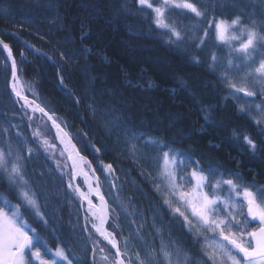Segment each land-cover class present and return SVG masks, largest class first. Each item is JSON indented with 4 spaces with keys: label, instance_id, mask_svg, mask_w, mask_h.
<instances>
[{
    "label": "snow or ice",
    "instance_id": "6c2138e0",
    "mask_svg": "<svg viewBox=\"0 0 264 264\" xmlns=\"http://www.w3.org/2000/svg\"><path fill=\"white\" fill-rule=\"evenodd\" d=\"M58 3L59 0H37L43 18L60 29L66 25L57 12ZM132 3L135 13L128 6V0H121L114 18L119 19L121 12L126 15L143 14L142 18L148 21L150 29L163 32L168 37L164 44L169 48L179 51L185 41H190L198 52H202L209 41L216 49L222 50L226 46L227 52L223 57L215 50L208 52L209 71L215 73L222 64L225 68L217 75L216 83L223 84L233 98L241 93L247 98L260 97L256 108L264 111V11L257 13L255 9L249 11L246 8L226 10L219 0L209 4L202 3V0H132ZM105 7L100 3L93 5L91 0H82L81 3L86 16L89 8L100 15ZM172 13L203 21V25H193L198 32L189 36L178 21H170ZM14 23L20 25V30L25 27L22 21ZM34 31L39 33V29ZM236 32L240 35H234ZM89 34L90 31H85L82 25L81 39H86ZM129 35L139 37L141 33L130 29ZM233 41L238 42V46ZM29 47L57 65L56 80L61 93L77 106L84 104L106 135L117 136V154L141 167L138 175L149 184L151 195L132 179L129 170L118 169L115 160L105 163L100 159L110 149L98 133H94L95 142L89 139L88 132L81 131L74 136L67 130L70 127L68 122L56 114L39 91H33L30 96L17 87L16 82L23 69L13 55L12 46L0 39V49L7 54L4 60L11 61L9 87L15 103L22 110V122L28 128L36 125L30 137L16 131L19 153L15 155V163L10 170L7 167L0 169L6 174L10 186L16 189V198L20 201L12 204L5 199L0 205V264H73L68 245L62 238L55 237L58 246L53 249L20 212L22 206L30 208L35 220L44 225L49 223V214L42 211L47 204L41 199L45 173L36 169L31 173L27 171L33 156L41 154L51 162L49 173L55 172L59 176L66 204H77L76 221L70 220L69 223L74 229L79 228L88 242L91 253L88 264H174L173 257L177 255L178 247L173 239V228L186 232L196 243L201 237L209 239L206 234H212L211 238L217 243L212 251L204 252V264H264V185L247 181L239 172L222 170V165L205 167L201 162L205 154L201 153L200 158H196L194 150L175 147L177 141L168 135V128L157 127L153 133L137 127L132 115H126L127 109L117 106L118 103H127L114 99L121 93L112 88L95 93V81L100 76L93 75L88 68L87 57L91 55V47L77 49L73 46L63 50L58 46L55 59L35 45ZM184 51L188 50L185 48ZM19 55L24 56V52L20 51ZM78 59H83L84 63L77 64ZM189 59L193 67L204 64L200 56L192 55ZM236 60L241 63H236ZM74 67L86 78L91 90L87 100L83 95H75L65 83L72 76ZM241 72H244L243 76ZM127 83L134 89L141 87L140 81L128 80ZM144 84L149 89L156 86L151 80H144ZM180 86L187 87L182 80ZM29 87L38 89L39 84ZM238 111L248 116L244 107ZM168 115L174 124L177 118L171 113ZM249 118L258 129L259 142L257 137L243 131H233L232 138L255 156L264 152V119ZM203 119L207 126H216L211 115ZM10 127L18 129L19 125ZM0 131L9 134L8 128ZM76 136L82 138L83 150H91L88 156L77 147L81 140ZM29 139L34 146L29 145ZM5 143L7 153L0 145V160H4L6 154L13 156L11 144ZM149 169H154L155 174ZM118 171L138 195H125L126 183L121 182ZM26 175L31 179H26ZM214 175L218 178L213 179ZM225 188L228 191L226 198L219 194ZM141 198L148 200L150 217L138 206ZM161 209L168 214L167 221ZM126 230L128 236H124ZM56 231V228L52 229L54 236Z\"/></svg>",
    "mask_w": 264,
    "mask_h": 264
},
{
    "label": "trees",
    "instance_id": "16d2710c",
    "mask_svg": "<svg viewBox=\"0 0 264 264\" xmlns=\"http://www.w3.org/2000/svg\"><path fill=\"white\" fill-rule=\"evenodd\" d=\"M91 2L93 5L100 3L106 7L100 15H97L93 8H89L87 9L89 15L86 16L81 10L82 0H59L57 12L66 27L57 29L43 18L37 0H0V36L14 49L17 63L23 69L19 75L26 93L31 96L33 91H39L40 95L49 101V106L56 110V114L68 122L70 127L67 130L74 136L81 131L88 132L89 139L95 142L94 133H98L100 139L110 149L101 155L100 159L105 163L115 160L118 169L129 170L132 179L139 183L145 192H149V184L138 175L141 167L117 154V136L106 135L99 122L86 111L84 104L77 106L72 99L61 93L56 80L57 65L46 56L36 53L29 45H35L54 59L58 46L63 50H69L73 46L77 49L91 47V55L87 57L88 68L93 75L100 76V79L95 81V93L98 94L108 88L121 93L114 99L127 103H118L117 106L127 109L126 115H132L133 123L137 127L153 133L157 127L168 128V135L177 141L175 147L194 150L196 158H200L201 153L205 154L201 161L205 167L209 164L222 165V170L239 172L247 181L264 185V152H258L253 156L241 142L232 138L233 131H243L257 137L258 129L253 126L249 117L264 119V111L255 110L248 105L254 99L245 102L239 97L233 98L229 96L223 84L216 83L217 75L225 71L223 64L217 67L215 73L209 71L207 67L210 49L217 51L222 57L227 49L225 47L222 50L216 49L213 42L209 41L207 47L198 52L190 41H185L180 45L179 51L174 50L164 44L168 37L163 32L150 29L148 21L142 18L143 14L126 15L121 12L119 19H115L114 13L121 0ZM213 2L215 0H202L204 4ZM219 2L226 10L239 11L246 8L249 11L255 9L257 13L264 11V3H261V0ZM128 6L135 13L132 0H128ZM169 19L178 21L189 36L198 32L193 25H203V21L177 13H172ZM15 21L24 22L25 27L20 30V25L14 23ZM82 25L85 31H90L86 39H81ZM34 29H39V33ZM130 29L140 32L141 35L139 37L129 35ZM185 48L187 52L184 51ZM20 51L24 52V56L19 55ZM192 55L200 56L204 61L203 66L193 67L189 59ZM5 56L4 51L0 49V128H8L9 134L3 133L0 137L5 135L6 139L16 144L19 149L16 131L30 137L34 127L28 128L22 122V110L15 103V97L9 88L10 63L4 60ZM76 63L83 64L84 60L78 59ZM128 80L140 81L141 87L132 88L127 83ZM144 80L154 81L156 86L149 89ZM181 80L187 87L180 86ZM36 83L39 84V88L30 89L29 86ZM65 83L75 95H83L86 100L91 93L86 78L75 67L72 76ZM259 100L255 98L258 103ZM240 107L248 110V116L238 111ZM169 113L177 118L174 124ZM207 115H211L216 126L205 124L203 117ZM10 125H19V128H11ZM76 139L81 140L77 145L82 149V153L88 156L91 150H83L82 138L76 136ZM257 140L259 142V137ZM29 145L34 146L31 145L30 139ZM50 167L51 162L46 161L43 154L33 156L27 165L29 173L32 169L45 173L44 182L41 184L43 192L41 199L47 204V208H42V211L49 214V223L44 225L29 213H26L27 219L33 223L50 247L58 246L55 237L62 238L68 245L71 253L69 258L73 264H88L91 259L88 242L79 228L74 229L69 223L70 220L73 223L76 221L77 204L73 203L71 206L66 204L59 176L55 172L49 173ZM149 170L155 174L154 169ZM117 175L121 176V182L126 183L125 195H138L132 184L124 180L122 173L118 171ZM26 178L31 179L28 175ZM216 178L218 176L214 175L213 179ZM138 206L146 210V215L151 216V212H147L148 200L141 198ZM160 211L167 221L168 214L163 209ZM53 228L57 229L55 236L52 233ZM172 235L178 247V253L173 257L174 264H204L205 249L200 239L199 243H196L190 235L180 232L178 228L172 229ZM124 236H128L127 230ZM59 246L63 247V244Z\"/></svg>",
    "mask_w": 264,
    "mask_h": 264
},
{
    "label": "rangeland",
    "instance_id": "374dc122",
    "mask_svg": "<svg viewBox=\"0 0 264 264\" xmlns=\"http://www.w3.org/2000/svg\"><path fill=\"white\" fill-rule=\"evenodd\" d=\"M234 35H237L239 36L240 33L239 32H236L234 33ZM7 42V41H6ZM233 43L236 44V46H238V42L236 41H233ZM225 49H227V47L225 46ZM14 50V49H13ZM15 53V52H14ZM16 57V56H15ZM17 60V59H16ZM236 63H241L240 60H236L235 61ZM10 63V62H9ZM245 71H247V69H245ZM234 75V74H233ZM241 76L244 75V72H241L240 73ZM20 76V75H19ZM11 77V76H10ZM236 79H239V77H236ZM10 84V82H9ZM21 85L23 87L24 90L25 89V86L21 80ZM10 88V87H9ZM238 97L241 98L242 101H245V102H249L251 99L253 98H247V97H244V95L241 93V94H238ZM258 99H260V97H256ZM260 101V100H259ZM260 103H258L257 101H255V99L250 102L248 105L250 107H252L253 109L257 110L256 108V105H258ZM33 127L35 128L36 125L33 124ZM0 129H3V128H0ZM44 129H42L43 131ZM0 134H3L2 131H0ZM5 142H8L11 144V149H12V152H13V156L12 157H8L7 154L5 156V159L4 160H0V169H3L5 167H7L9 170L11 168V165L13 163H15V155L19 153V149L18 147L16 146V144L14 143H11L12 141L6 139V136L3 135L0 137V145H3L5 147V150H6V153H7V144ZM83 154V153H82ZM84 155V154H83ZM26 178V177H25ZM27 179V178H26ZM221 196L223 197H227L228 196V191H227V188H225L221 193H219ZM7 199V200H10L12 204H17V203H20V201L16 198V189L14 187H11L8 180H7V176L5 173H3L2 171H0V205L3 204V201ZM20 212L22 213V215L24 216V218L28 221V224L32 227V228H35L33 223L31 221H29L27 219V216H26V213H29L31 214L32 210L30 208H26V207H21L20 209ZM36 229V228H35ZM31 234V233H30ZM209 239L205 240L204 237H201L200 240L202 241L203 243V246H204V249L205 251H212L213 248L215 247L217 241L216 240H213L211 238V233H208L206 234ZM41 237V236H40ZM42 238V237H41ZM55 249V248H53ZM217 251H220V249H216ZM204 251V252H205ZM50 258V257H48Z\"/></svg>",
    "mask_w": 264,
    "mask_h": 264
},
{
    "label": "water",
    "instance_id": "95a60500",
    "mask_svg": "<svg viewBox=\"0 0 264 264\" xmlns=\"http://www.w3.org/2000/svg\"><path fill=\"white\" fill-rule=\"evenodd\" d=\"M0 39H2L4 42H6L1 36H0ZM6 43H8V42H6ZM10 44V43H9ZM11 45V44H10ZM12 51H13V55L15 56V53H14V50H13V48H12ZM5 53V55H7L6 54V52H4ZM15 59H16V57H15ZM10 63H11V61L10 60H8ZM10 82H11V77H10ZM17 87L19 88V89H21L22 91H25L24 89H23V87H22V85H21V80H20V77L18 78V80H17ZM11 90V89H10ZM27 94V93H26ZM14 95V94H13ZM75 142V141H74ZM77 147H78V145H77Z\"/></svg>",
    "mask_w": 264,
    "mask_h": 264
}]
</instances>
